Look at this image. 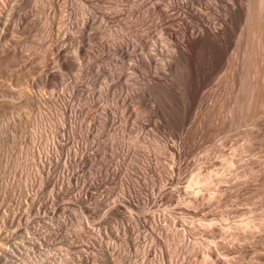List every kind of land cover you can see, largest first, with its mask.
<instances>
[{
    "label": "rangeland",
    "instance_id": "1",
    "mask_svg": "<svg viewBox=\"0 0 264 264\" xmlns=\"http://www.w3.org/2000/svg\"><path fill=\"white\" fill-rule=\"evenodd\" d=\"M200 1L204 12L212 10L211 0ZM209 6L212 7L210 11ZM114 7L115 10L120 9L121 5L115 0H0V264H73V258L77 256L75 248L80 244H86L87 247L90 245L89 248L94 253H97L99 246L109 244L117 253L114 263L126 264L130 261L129 264H142L141 251L136 247L128 250L122 242L121 234V239L105 238L101 242L96 239V243L90 238L82 239L80 226L83 223L90 228L100 227L122 233V229L130 222L133 228L137 227V218L146 219L155 212L164 214L167 211L169 215L172 214L171 217L174 216L172 218H177L173 223L169 221L168 227H184L187 232V225L190 228L193 226L192 222L195 223V218L200 217L195 216L196 212L211 214L209 211H230L229 214L237 215V220L244 218V215L245 218L251 216L254 219L258 216L257 220L264 217V159L256 147L264 146V127L254 133L256 136L254 135L251 143L254 152L245 151L246 154H242V151L233 156L229 151L230 145L242 148L246 140L242 136L243 140L240 132L229 133L225 140L224 135L218 133L221 130L218 119H213L216 116L211 115L210 119H205L211 127H202L204 119L201 118L204 117L200 112L189 122L185 119L183 122L180 102L170 100L168 105L171 109H167L168 112L164 110L167 106L162 109L159 106L156 109L155 106V112L146 113L144 110L150 107L151 101L145 88H140V98L127 103L128 111H123V96L132 92L124 89L125 80L122 78L125 75H119L120 79L113 81L116 83L113 88L114 96L109 93L112 81L107 79L103 71L98 75L96 72L104 70L108 64L102 53H99V47L101 41L105 42L110 38L107 30L109 26L113 25L111 28H114L117 36L124 33L121 30V25L125 23L123 16H118L120 18L110 24L101 17L102 12L113 11ZM194 8L201 9L196 6ZM184 11L188 10L182 5L176 8L177 13ZM85 17L92 21L93 27L90 26L86 31L89 37L86 47L91 54L83 63L85 65L80 67L84 73L83 79L74 68L71 71L60 69L53 47H64L69 53L67 61L76 63L77 66L79 63L71 40L77 33L76 26H80ZM136 22L138 19L133 18L132 23ZM178 22L176 25L180 26L173 27V30H177L181 41L183 33L185 35L188 29ZM189 22L199 25L196 17L189 18ZM97 49L98 53L95 52ZM95 54L99 56L96 57ZM169 67L165 72L155 70L157 72L153 78L154 81L162 78V81L170 83L171 93L173 91V95L179 98V93L175 90V76L179 78L182 70L175 63H171ZM173 68L178 70L176 74ZM46 72L59 77L63 75L58 81V77L53 79L54 83L51 80V84H57H50L51 87L47 83L41 84V78ZM125 72L130 71L126 69ZM142 77L147 79L146 75ZM210 86L209 90L219 92L216 87ZM106 107H112L114 115H106V111H103ZM220 136L226 143L224 157L237 156L233 159V172L252 170V176H244L246 179L238 176L237 182L232 176L228 178L230 182L225 179L227 186L222 182L224 186L220 183V187L226 188V192L217 193L215 199L212 198L213 201L206 194L196 199L188 197L182 192V188L197 172L195 166L204 164V168L201 166L202 170L200 169L203 174L208 169H223V157L218 153V145L223 142ZM256 139L261 140V143ZM257 152L261 155L260 158ZM223 188L222 192L225 191ZM190 213L192 222L189 219ZM232 214L231 218L236 219ZM258 228L261 232L264 231V224ZM140 229L141 244L150 245L151 241L145 237L147 231L143 227ZM201 231L202 229H198L195 232V236L198 235L196 237L187 232L191 234L188 235L189 240L195 242L200 238L205 239V234L208 233ZM260 231L255 230L248 240L238 236L240 243L234 239L236 236L228 235L227 239L226 235L224 241L220 234H216V243L213 242L210 246L214 245V249H211L221 258L229 250L231 257L234 256L235 264H253L254 261V264H264V232L261 234ZM192 236L195 237L194 240ZM21 242H33L35 248L31 250L27 245L16 247ZM257 243L259 246H256ZM174 247L175 245L170 250L173 251ZM229 248L235 252H231ZM152 249L153 253L148 259L155 264V248ZM170 250L164 252V256L168 254L169 257L167 264L181 262L174 252L172 256ZM196 254H189L190 259L200 262L202 257ZM167 256V259L164 257L165 261H168ZM101 264H105L104 260Z\"/></svg>",
    "mask_w": 264,
    "mask_h": 264
},
{
    "label": "bare ground",
    "instance_id": "2",
    "mask_svg": "<svg viewBox=\"0 0 264 264\" xmlns=\"http://www.w3.org/2000/svg\"><path fill=\"white\" fill-rule=\"evenodd\" d=\"M115 2H119L121 8L120 9L117 8L115 10L114 7L113 11L102 12L101 17L110 24L113 23L115 20H117V18L119 19L120 17L118 16L120 15L123 16L122 19H125V23L123 24L121 23L122 24L121 30L124 33L122 35L117 36L115 30H113L114 28L113 29L111 28V26L113 25L109 26L110 28H108L107 30L110 38L108 41L106 40L105 42L101 41L102 44L99 47V49H101V52L99 53H102V55L108 61V64L106 65V68L104 70L103 69L98 70L96 73L98 75L100 71H103L104 75L108 77L107 79L112 81V85L109 86V93L113 96H114L113 88L116 86V83H114L113 81L116 79H120L119 75H125L123 78L121 77L122 80H125V83L123 81L120 82H123L125 84L124 87L126 88L124 89L127 90L129 89L130 91L133 92V94H131L132 92L126 94V96L123 94L125 97L123 96L124 98L122 99L123 103L121 102L123 106L122 110L128 111V109L126 108V104L131 102L133 103L135 100L139 99L141 93L140 88H145L146 89L145 92L148 94L149 100L151 101L150 107L147 110H144L146 113L155 112V106L156 109L157 106L161 107V109L167 106L168 108L164 109L167 111V109L170 108L168 105L169 102L168 100L174 101V103L180 102L181 105L179 103L177 104L180 105L181 113L183 114L181 117H184L182 118V121L183 119H185V121L187 120L189 122V120H191L194 117V115L200 112L203 114L202 117H204L201 118L204 119L203 123L199 121L202 123L201 124L203 125L202 127L210 126L207 124V122H205L206 118L210 119L211 115L216 116L213 117V119L217 118L218 119L217 121L220 122V127H219L220 129L219 128L218 129L221 130V132L218 131V133L219 135L221 133V136L224 135L223 138L225 140L229 137L228 136L229 133L230 134L236 132L242 133L241 137L243 136L245 138L246 146L243 145L244 147L241 148L240 146V148H238L237 146L230 145L229 151L230 153H232L233 156H235L237 152L241 153L242 151L251 152L253 150L254 152L255 150L252 149V144H251L254 141L253 138L256 136L254 133L255 131L258 130L261 131V128L264 127V0H211V4H212L211 6L213 8L209 6L208 8L209 11L212 8L210 12H204L202 10L201 8L202 2L200 0H183V1L181 0V2L179 0H115ZM136 3H139V6H136ZM178 5L180 6L182 5L188 11L177 13L176 8L178 7ZM194 6L200 7L201 9L197 10L196 8H194ZM192 17H196L198 19V23H199L198 26H195L194 25L195 23L191 24V22H189V18ZM133 18L135 19L137 18L138 22L133 24L132 23ZM173 18H176V20H174ZM178 21L180 22L181 25L183 24L186 27V29H188L186 30L187 32L185 33V35L183 33L184 37L182 36L181 41L179 39L181 36L180 37L178 36V33L176 32L177 30L176 31L173 30V27H176L177 25L180 26L179 24L176 25V22ZM91 24L92 21L86 18L80 26H76L75 30H77V33L75 36L72 37L71 40L73 42L72 48L77 58V62L79 63L77 66L75 65L76 63L73 64L70 63L69 60L67 61L69 53L64 47L57 44H56L57 46L54 45L55 47H53L54 52L56 54L55 57L57 61H59L58 63H60V69L68 71V69L70 70L71 68H74L79 73L78 75L80 78L84 77L83 76L84 73L80 67L82 66L83 63H85L86 60H88L87 58L89 57V54H91L87 51V47H86L87 41L89 40V37H87L86 35L87 34L86 31L88 28H90ZM95 52L98 53V49ZM97 56L99 55L97 54L96 57ZM171 63H175V65L180 67V69L182 70L181 71L182 73L179 72L180 73L179 78L178 76H175L177 80V84H175V90L178 91L179 98H176L173 95V91L171 93L170 83L169 85L167 81L166 82L165 80L162 81L161 80L162 78L160 79L161 81L160 80L154 81L155 77L153 75L157 72V71L155 72V70H161L162 72L163 71L165 72L168 69V67L171 65ZM119 69H123L124 71L120 72L118 71ZM126 69L130 72H125ZM174 70L176 74L178 70L177 71L176 69ZM143 75H146L147 79H144L142 77ZM61 76L60 77L57 75L55 76L52 73L46 72V74L43 75L41 78V84L43 82L44 85L45 83H47L48 86L51 85L54 86L55 84L54 85L51 84V80L55 78L57 79L58 77L57 79L58 81L59 79H61ZM52 83H54V80ZM210 85H212V87L213 86L216 87L219 90V92L216 93V91H212L213 89L209 90V87H211ZM94 107H96V105ZM62 108L64 109V107ZM133 110H135V108H133ZM103 111H106V115H110V116L114 115L115 112V110L112 111V107L109 108L106 107L104 108ZM232 138L234 137L232 136ZM222 139L221 141H223ZM256 140L259 141V139ZM217 142L219 143V141ZM223 142L220 145H218V153L221 154V158L223 157L222 159L224 161L222 162L223 164L221 166L223 167V169L222 168H219L218 170L216 169L217 171L216 170L214 171V169L208 171L210 170L208 169L203 174L202 171H200V169L201 166L204 164L198 167L195 166V169L197 168L196 169L197 172L193 174L192 172L193 169H192L191 173L193 175L189 183L185 186V188L184 187L182 188L183 189L182 192H184L185 195L187 194V196L189 195L188 197L196 199L198 197H203L206 194L210 199L212 198L215 199V195L217 193L219 194L220 192L221 193L226 192L225 190L226 188L222 187L225 190L222 192L221 191L222 188L220 187L222 182H224L225 184L226 182L225 179L230 182L228 178H231L230 176H232L236 178V182H237L238 176L244 177L251 173L252 170H245L243 173L242 171L241 172L238 171L239 173H237V171L233 172V170L235 169L233 168L235 164L234 163L235 161L233 162V159L234 158L236 159L237 156L233 158L230 154L229 156H231V158H225L223 151H225L226 143L224 142L225 143L224 144ZM212 143L214 142L212 141ZM162 144L164 145V143ZM210 147L214 148L212 146ZM256 147H258L257 149H259V152H261V155L264 159V146L262 147L261 145ZM212 151H216V150L212 149ZM243 152L242 154H246V152L245 153ZM253 152L251 153L252 155ZM261 155L258 154V157ZM256 157L257 156H255V158ZM199 164L201 163L199 162ZM244 169H246V167ZM251 174L250 176H252ZM244 179L246 178L244 177ZM172 181H174V179ZM241 183H239V185ZM224 184L222 185L224 186ZM225 186H227V184H225ZM228 186H230L229 183ZM182 189L180 188V192ZM222 195L223 194H221V196ZM214 203H216V201ZM166 212L164 214H162V212L161 214L155 212V214L147 217L146 219L137 218L136 220L138 226L137 227L134 226L133 228L132 227L133 225H131L130 222V224L128 225L126 224V226L122 229V233H119L118 231L112 229H100V227L99 229L90 228L84 225L83 223L80 226L82 229L80 236L83 237L82 239L90 238L96 243L97 242L96 239L97 240L99 239L100 242L102 239L105 238L108 240L119 239V238L121 239L120 237L121 234L122 242L128 250L129 248L136 247L137 250L141 251L143 255V257L141 256L143 258L142 264L154 263V261L152 262L149 261L148 259L149 255L153 253V251L151 252V250H153L152 247L155 248V264H164L165 261L164 257L166 258V256L168 255L166 254V256H164L165 255L164 252L170 250L171 247H173L174 245H175V247L173 248L174 250L173 249H172L173 251L170 250V253L172 252V256H173V252H174V254H176L181 259V262L177 260L179 261L178 264H235L233 262L234 256L232 255L233 257H231V253L229 252L228 249L227 250L229 253L225 252L223 254L224 258H221L222 257L221 255H220L221 257H218V255H216L217 253L215 254L216 251L214 252L212 250L214 249L213 248L214 245H212L213 247L210 245L213 244L216 234H220V238H223V240L226 235H227L226 237L227 239L229 235L230 237L236 236L237 238L235 237L234 239H237V241H238V236L243 240L244 239L248 240V237H250V235H252V233H254L255 230H257L258 232L259 229L260 231V228L258 227L264 224L263 223L264 217L262 218L263 220L260 217L259 220H257L258 216L256 217V219H254L255 217H251V216L245 218L244 215L243 216L244 218H239L237 220V215H235V213L233 214L234 216H236L235 217L236 219H233V217L231 218L230 215L232 213L229 214L230 211L228 213L226 211L225 212L218 211V213L217 211L216 213H212V211H209L211 212V214L208 213L197 214L196 212L195 216L200 215V217L195 218L194 221L195 223L196 222L197 223L196 225H194L195 223L192 222L193 219H191L193 218L191 215L192 213H190L189 219H191L190 221L193 223V226L188 228L189 226L186 224L187 232H191L192 235L195 236V234H197L195 232H197L198 229H202L203 232L209 234V236L208 234H205L207 236V237L205 236V239L200 238L198 241L192 242L188 238V235L191 236V234L190 233L187 234L186 229H184V227L183 229L182 228L177 229L175 226L168 227V222L169 221L172 222L177 218L176 219L172 218L174 216L171 217L170 215L172 214L169 215ZM260 213L262 214L263 212ZM186 214L187 213H185V215ZM186 216L188 217V214ZM186 221L188 222L187 219ZM102 226H105V224ZM141 227L144 228V231L145 230L147 231L145 237L146 239L151 241L150 245H147V243L141 244V240H140V236L142 235V231L140 229ZM196 228L197 230L195 231ZM231 231H233V233ZM194 236H192L193 240L198 235H196L195 237ZM253 239H254V234H253ZM229 240H232V238H230ZM257 240H259V238H257ZM77 241L79 242V240ZM254 241L255 240H253L252 242L254 243ZM26 245L29 246L31 250L35 248V243L33 242H21L20 245H17L16 247H20V246L25 247ZM89 246L87 247L86 244H80L75 248L76 249L75 252H77V256L73 258V264H101L102 260H104L105 264H116L114 263L113 260L114 257L117 255L116 250L111 248L109 244L106 246L98 245L99 250L97 251V253H94L95 251L94 252L91 251ZM256 246H259V244ZM230 250L231 252L234 251V250L232 251V249ZM242 250L243 249H241V251ZM98 253L100 255H98ZM195 253H197L196 255H199L198 257H202L203 260L201 259L200 262H198L197 260L196 261L191 260L189 254L193 255ZM241 258H242V254H241ZM174 261L175 259L173 260V262ZM241 261H243V259ZM129 262H127L126 264H129ZM165 262L166 264L167 262H169V257H168V261L166 260ZM238 263L239 262H237L236 264Z\"/></svg>",
    "mask_w": 264,
    "mask_h": 264
}]
</instances>
